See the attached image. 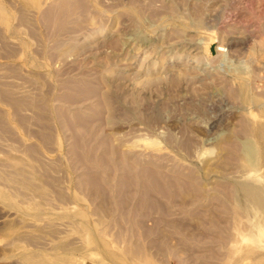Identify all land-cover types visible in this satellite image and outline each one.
<instances>
[{"label": "rangeland", "instance_id": "rangeland-1", "mask_svg": "<svg viewBox=\"0 0 264 264\" xmlns=\"http://www.w3.org/2000/svg\"><path fill=\"white\" fill-rule=\"evenodd\" d=\"M0 264H264V0H0Z\"/></svg>", "mask_w": 264, "mask_h": 264}, {"label": "water", "instance_id": "water-1", "mask_svg": "<svg viewBox=\"0 0 264 264\" xmlns=\"http://www.w3.org/2000/svg\"><path fill=\"white\" fill-rule=\"evenodd\" d=\"M214 50H215V49H214V48H212V51H213V52H214Z\"/></svg>", "mask_w": 264, "mask_h": 264}]
</instances>
